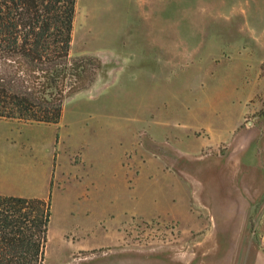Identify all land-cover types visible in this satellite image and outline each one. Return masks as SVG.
<instances>
[{
  "label": "rangeland",
  "instance_id": "374dc122",
  "mask_svg": "<svg viewBox=\"0 0 264 264\" xmlns=\"http://www.w3.org/2000/svg\"><path fill=\"white\" fill-rule=\"evenodd\" d=\"M71 52L59 123L0 118L44 264H264V0H77Z\"/></svg>",
  "mask_w": 264,
  "mask_h": 264
},
{
  "label": "trees",
  "instance_id": "16d2710c",
  "mask_svg": "<svg viewBox=\"0 0 264 264\" xmlns=\"http://www.w3.org/2000/svg\"><path fill=\"white\" fill-rule=\"evenodd\" d=\"M77 0H0V118L59 123L82 88L71 54ZM48 199L0 194V264H44Z\"/></svg>",
  "mask_w": 264,
  "mask_h": 264
},
{
  "label": "crops",
  "instance_id": "0c3cea01",
  "mask_svg": "<svg viewBox=\"0 0 264 264\" xmlns=\"http://www.w3.org/2000/svg\"><path fill=\"white\" fill-rule=\"evenodd\" d=\"M72 53V52H71ZM242 124V121L240 122V125ZM86 250H88V249H82V250H80V251H86ZM89 250H91V249H89ZM127 257H129V256H127ZM130 262H129V260H128V262H127V264H129Z\"/></svg>",
  "mask_w": 264,
  "mask_h": 264
}]
</instances>
